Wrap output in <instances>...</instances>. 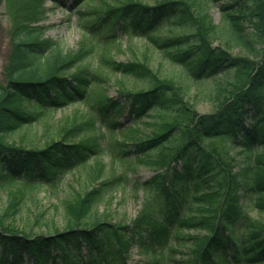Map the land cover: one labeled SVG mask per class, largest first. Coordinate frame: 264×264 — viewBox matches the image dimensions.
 Here are the masks:
<instances>
[{"label": "trees", "instance_id": "trees-1", "mask_svg": "<svg viewBox=\"0 0 264 264\" xmlns=\"http://www.w3.org/2000/svg\"><path fill=\"white\" fill-rule=\"evenodd\" d=\"M82 1L74 0L75 6H81ZM17 2L27 13L30 5L39 2L42 6L44 0ZM122 2L100 15L93 14L99 16L89 27L91 36L94 37L103 26L113 29L120 22H128L134 33H140L141 39L150 41L158 50L179 48L172 56L173 60L186 64L194 79L205 81L222 76L224 80L218 83L224 81L228 88L214 98L217 110L201 115L184 102L175 86L155 80L146 91H121L122 102L105 98L95 107L98 118L104 122L109 120L110 125L117 127L119 123L113 121L125 112L137 123L150 116L153 110L173 111L178 120L171 127L137 143H119L121 155L130 156L133 152L137 156L162 148L176 131V126H182L181 136L185 141L171 160L183 163L186 174L182 177L176 175V179L189 182L191 169L197 165L201 182L205 185L191 194L194 200L189 205L186 200L179 199L176 190L166 187L165 174L158 175L157 191L163 203L160 212L163 218L167 216L166 221L175 224L178 220L180 229L206 228L208 231L202 240L188 239L189 243L195 242L189 264H217L216 256L223 262L229 258L228 264H264V222L244 214L240 193L245 189L252 197L254 209L261 215L264 213V160L258 155L264 152V0H211L219 5L229 21L227 33L243 51L238 56L222 45L212 43L211 36L216 35L213 26L199 30V23L183 0H160L154 4L139 0ZM19 12L24 15L21 10ZM39 16L42 15H33ZM165 20L164 24H159ZM22 25L16 18L5 80L0 82V135L38 123L35 110L40 109L41 116H51L59 108L85 103L89 88L97 82L93 71L78 67L82 63L78 55L64 53L45 40L42 29ZM165 28L182 34L162 41L155 39ZM247 28L253 31L248 32ZM190 30L191 35L187 33ZM101 46L102 43H95L93 48ZM115 72L140 77L150 74L141 64H117ZM73 130L76 131L74 127L68 129L61 139L50 141L44 148L7 143L0 136V179L20 190L26 187L34 190L42 184L60 182L61 177L78 167L87 169L90 159L97 155L95 143L74 141L77 139L71 137ZM219 140L226 148L242 145V152L249 161L246 168L249 180L244 185L240 175L234 172V158L204 146V141ZM75 161L78 163L72 167ZM172 170L175 172V168ZM95 192H86L77 206L67 205L68 221L61 231L36 235L0 223V264H23L25 258L27 264H78L73 260H82L83 246L90 252H103L107 243L115 238L120 246L118 254L121 257L128 255L136 236L140 232L142 235L146 220L143 224V220L134 223L137 229L133 231L136 233L134 238L128 236L131 229L125 225L112 224L104 219L85 221ZM213 193L221 198L216 209L211 211L212 215L198 222L184 217L185 214L182 216V211L188 215L193 212V206L199 204V199L205 203V197ZM13 207L11 200L5 213L8 214ZM251 221L257 223L250 225ZM238 227L243 233L237 242L230 232ZM148 228L143 232L152 238L161 237L156 223Z\"/></svg>", "mask_w": 264, "mask_h": 264}, {"label": "rangeland", "instance_id": "rangeland-1", "mask_svg": "<svg viewBox=\"0 0 264 264\" xmlns=\"http://www.w3.org/2000/svg\"><path fill=\"white\" fill-rule=\"evenodd\" d=\"M122 1L125 0H83L82 5L77 7L74 0H44L42 6L36 2L28 7L30 11L24 13L17 0H0L1 83L5 80L4 71L8 64L16 18L19 25L23 24L22 27L42 29L45 40L51 41L64 53L78 55L82 61L78 67L93 71L97 76V82L88 90L85 103L59 108L51 116H41L38 111L40 109L35 110L38 123L0 135L7 143L23 144L26 148H44L50 141L61 139L65 131L74 127L76 131L73 130L71 134V137L77 139L74 141L94 142L97 151V155L88 162L87 169L78 167L61 177L60 182L42 184L34 190L30 187L20 190L0 179V223L36 235L61 231L68 221L67 205L77 206L86 192L95 190L91 211L85 221L104 219L112 224L125 225L131 229L127 232L128 236L134 238L136 233L133 234V231L137 230L134 223L143 220V224L146 220L147 223L142 228L149 229L154 222L161 237L152 238L150 234L143 232L144 229L141 230L142 235L139 231L140 235L134 239L128 255L122 257L118 254L120 246L116 238L107 243L103 252H90L83 246L82 260L74 259L75 263L189 264L195 242L189 243L188 239L202 240L208 235V231L206 228L180 229L178 220L175 224L166 221L167 216L163 218L160 212L163 203L157 191L160 181L158 175L165 174L166 187L176 190L179 199L186 200L189 205L194 200L191 194L205 185L201 182L197 165L191 169L189 182L176 179V175L182 177L186 174L183 163L171 160L185 141L181 136L182 126H176V131L164 147L146 154L135 156L131 152L130 156L121 155L119 147V143H137L161 134L166 127H171L178 120V116L173 111L153 110L150 116L134 123L128 112H125L113 121L117 120L119 123L120 126L116 127L110 125L109 120L101 121L95 107L107 97L122 102L124 98L120 96L121 91H146L156 80L175 86L181 92L184 102L196 113L211 114L218 108L216 95L228 86L224 81L218 83L224 80L222 76L205 81L194 79L186 64L173 60L172 56L179 48L158 50L150 41L141 39L140 33H134L128 22H120L113 29L103 26L94 37L91 36L89 27L98 20V16L103 11L122 4ZM139 1L154 4L160 0ZM183 1L187 2L193 18L199 23V30L214 27L216 35L211 36L214 45H222L235 56L243 54L227 33L230 29L229 21L219 5L213 4L211 0ZM34 14L42 16L36 18L33 17ZM165 22L166 20L159 24ZM247 29L248 32L253 31L251 28ZM187 33L191 35V30ZM179 34L182 32L165 28L155 39L162 41L169 36L178 37ZM95 43H102V46L94 49ZM117 64H141L148 68L150 74L143 77L137 74L124 75L115 72ZM29 109L33 110L32 107ZM204 146L234 158V172L240 175V181L244 185L249 180L246 174L249 161L242 152V145L226 148L219 140L204 141ZM258 155L264 160V152ZM76 163L78 162L75 161L72 167ZM35 179L41 182L38 177ZM240 193L244 214L264 222V213L261 215L254 209L251 195L245 189ZM205 198L208 203H202V199H199V204L193 206V212L186 215L187 212L182 211V216L185 214L184 217L188 216L190 220L198 222L203 217L212 215L211 211L216 209L221 196L213 193ZM11 200L14 207L7 214L6 208ZM254 223L257 221H251L250 225ZM230 233L238 242L243 230L240 227L233 228ZM215 259L217 264H228L229 260L227 258V262H223L218 256ZM24 261L23 264L28 263L27 258Z\"/></svg>", "mask_w": 264, "mask_h": 264}]
</instances>
